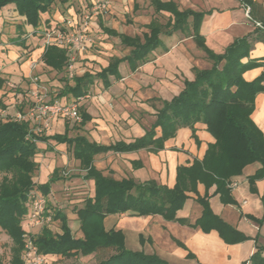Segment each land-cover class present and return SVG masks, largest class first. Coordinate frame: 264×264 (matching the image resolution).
I'll use <instances>...</instances> for the list:
<instances>
[{
  "label": "trees",
  "instance_id": "16d2710c",
  "mask_svg": "<svg viewBox=\"0 0 264 264\" xmlns=\"http://www.w3.org/2000/svg\"><path fill=\"white\" fill-rule=\"evenodd\" d=\"M58 1L66 3L69 0H0V9L14 3L19 14L26 17L27 23L34 29H40L42 16L49 13ZM240 1L243 6H251L253 3V0ZM152 3L156 11H168L171 15L165 23L157 18L153 19L147 25L149 32L143 37L120 33L101 23L105 32L119 36L122 43L132 49L123 58H112L109 65L98 72L86 70L83 74H76L69 79L66 73V49L58 45L47 46L43 53L44 63L64 74V85L57 96L68 101L70 98L76 100L85 96L89 94L96 78L106 86L110 85V77H121L120 62L126 59L131 69H136L139 63L145 62L149 53L161 44L162 32L171 34L181 30L190 33L212 61V65L208 68L194 66L195 78L186 79L183 89L171 100H163L162 107L157 109L156 121L150 129L130 143L103 145L89 141L83 135L72 138L66 133H37L33 131L29 120L0 117V174H3L0 183V227L13 240L11 264L24 262L23 220L28 214L31 190L40 189L49 194L50 183L53 181V177L43 184L34 181V175L39 169V163L36 161V155L40 151L38 142L48 143L49 139H54L67 143L73 155L80 160L81 167L86 170V177L94 180L95 195L86 198L84 207L78 210L83 237H76L68 224L66 214L56 210L52 212L53 220L61 221L62 233L53 232L46 225L41 232L32 235L33 242L44 256L55 254L66 258H79L90 254L97 256L103 250H113V254L102 258L97 264H169L156 254L127 249L122 231L105 229L103 221L106 215L125 212L138 215L158 213L175 219L176 212L188 197L186 192L194 189L198 181L216 184L222 200L227 203L233 201L230 196L231 178L240 175L247 164L255 161L262 163V168L257 174L249 178L252 189L256 179L264 176V133L251 117L255 98L259 92L264 91V71L251 81L244 78L248 69L264 65V61L259 59L249 58L245 61L259 37L238 38L223 53H216L206 45L199 32L204 13L193 9L180 10L173 0H152ZM45 22L47 24L43 25L44 29L49 27L50 20L46 19ZM262 23L263 27L256 26V29L264 33V21ZM6 107L7 104L1 97L0 108ZM24 108L25 106L21 105L19 110L24 111ZM80 113L82 121L88 118L81 110ZM198 122L206 124L215 142L209 143L201 160L196 159L190 166L178 167L177 181L173 187L158 185L153 181L136 182L131 178L117 180L112 176H105L93 166L94 156L108 150L124 151L142 147L161 149L165 141L175 136L181 127H190L193 137L199 141L196 133ZM199 200L204 206V212L197 223L204 230L217 228L231 243L246 238L214 214L206 198L200 197ZM262 200L264 203V194ZM258 221L264 223V216ZM250 260L251 264H264L260 250H257Z\"/></svg>",
  "mask_w": 264,
  "mask_h": 264
},
{
  "label": "crops",
  "instance_id": "0c3cea01",
  "mask_svg": "<svg viewBox=\"0 0 264 264\" xmlns=\"http://www.w3.org/2000/svg\"><path fill=\"white\" fill-rule=\"evenodd\" d=\"M173 1L177 3L180 10L208 11L214 9L211 14L204 16L199 27V32L204 37L206 45L214 52L223 53L238 38L257 36L259 39L254 42L250 56L245 58V61L249 58L264 61V33L256 29V23L264 21V0H253L252 5H249L251 8L250 18L247 16L246 9L240 0ZM151 4L154 7L152 0ZM154 10L157 13L167 14L168 18L171 15L168 11L158 12L155 7ZM46 14L48 15V13ZM155 18L157 17L144 24L147 30L135 35L127 34L111 26L107 27L127 35L143 37L145 33L149 32L147 25ZM97 23H95L96 26L101 27L102 24L106 26L102 20L98 23L99 25ZM94 27L95 25L91 28L92 35H95L92 30ZM32 29L34 27L27 23L25 16L19 14L14 3L0 9V49L4 56L3 61L0 62V98L2 97L7 104L6 109L9 108L7 98L10 95L13 96V99L20 97L22 91L19 87L27 86L31 61H39L37 72L43 66L56 71L44 63L43 53L45 48L40 42L42 39L38 35L29 36L28 34ZM101 29L103 30L102 27ZM103 32L111 37H119L104 30ZM164 37H167V40ZM160 38L161 44L153 49L147 60L139 63L136 69H131L130 63L124 59L119 64L120 78L110 77L111 82L108 86L98 78L92 84L93 86L97 83L96 80L102 84L105 91L101 95L103 104L99 105L95 102L89 107L87 105L86 109L83 108L81 112L82 114L85 113L88 118L84 121L81 120L79 126L84 127L91 121H101L103 128L99 132L111 136L115 135V138L112 139L111 137V139L108 138V141H104L97 138L90 139L82 133L71 135L72 130L68 123L63 124L62 131H56L48 135L66 133L72 138L83 135L89 141L103 145L117 142L130 143L145 135L146 131L156 121L159 107L156 103L132 102L131 97L147 101H169L180 93L186 79L193 80L195 78L194 66L208 68L196 62L193 53H198L201 48L190 33H184L181 30L171 34L162 32ZM123 45L129 48V52L123 56H111L106 66L109 65L112 58H123L130 53L132 47ZM122 65L129 69L130 75H125L122 72ZM262 71H264V65L248 69L244 73V78L251 81L259 76ZM177 73H179L181 79L178 78ZM142 81L149 86L142 88L140 84ZM62 88L63 86L60 89ZM112 102H114V108L107 105ZM141 107L147 114L150 113L149 116L152 121L149 126L144 124L146 123L145 119L135 115V109ZM100 112H102L105 120L101 118ZM9 113H13V111ZM251 117L264 133V91L257 94ZM58 120L59 117L52 120L54 128L57 129L64 123ZM196 129L199 141L193 137L190 127H181L175 136L165 141L161 149L154 150L151 147H142L124 151L108 150L94 156L93 166L105 176H112L117 180L131 178L136 182L153 181L158 185L173 187L177 181L178 167L181 165L190 166L196 159L201 160L209 143L215 142V138L207 130L205 123L198 122ZM51 142L55 146H51ZM38 146L41 152H46L45 154L50 155L48 157H53V159L50 160L49 158V162H47L49 165L41 169V179L37 183H46L53 177V181L50 183V191L54 187L56 189L62 188L64 179L60 174L57 161H62L64 157L61 155L57 158L55 149H65L67 151L70 148L67 143L57 142L54 139H49L48 143L38 142ZM70 151L73 159L78 161L81 166L80 160L73 155L71 149ZM101 159L102 161H100ZM261 168L262 163L255 161L247 164L240 175L231 178L232 191L230 196L233 199L231 202L226 203L222 200L216 184L198 181L194 189L186 192L188 197L184 205L176 212L175 219L166 218L158 213L147 215H138L131 212L111 213L105 216L103 225L106 230L116 229L122 231L127 249L156 254L169 264H251V256L257 250H260V254L264 258V223L258 221L264 216V203L262 200L264 176L256 179L254 189L251 188L249 181V178L256 175ZM82 178L92 182V193L86 198L93 197L95 195L94 180L86 177V170ZM39 191L41 190L39 189ZM200 197L206 198L214 214L221 217L232 228L244 234L246 238L231 243L223 237L217 228L204 230L197 223L204 212V206L199 200ZM86 198L83 205L73 207L72 213L76 215L74 220H71L72 218L67 210L64 211V209L57 207L53 210L50 209L52 212L60 210L66 214L68 224L76 237L84 236L78 210L84 207ZM54 222L56 231H53L50 226L48 227L53 232L62 233L61 221L54 219ZM42 228L41 226L36 227L35 234L41 232ZM95 257V254H90L75 258V261L79 264H95L93 262ZM65 258L61 255L48 254L45 255V264H64Z\"/></svg>",
  "mask_w": 264,
  "mask_h": 264
},
{
  "label": "rangeland",
  "instance_id": "374dc122",
  "mask_svg": "<svg viewBox=\"0 0 264 264\" xmlns=\"http://www.w3.org/2000/svg\"><path fill=\"white\" fill-rule=\"evenodd\" d=\"M93 0H69L67 5L63 2H57L53 9L47 14L42 16V27L40 29H32L30 33L40 30H44V26L47 22H45L46 19L50 20L49 27L55 26V25H61L62 19L67 17L71 14V12L75 10H88L90 12V8L92 6ZM110 5L108 8V11L104 14L96 15L94 14L92 16V22L95 27L92 29L95 35L93 36V45L84 52L83 55H79L78 57V69L79 72H85L86 70H91L93 72L99 71L101 68L107 65L108 61L110 60L111 56L118 55L123 56L129 52V48L124 46L119 37H111L103 32L100 26H96V22H100L102 20L106 26H111L116 28L119 31L126 32L127 34L135 35L138 33H141L142 31L147 30L146 27H144V24L148 23L152 18L157 17L160 21L165 22L168 18L167 14L164 13H157L154 10V7L151 4V0H128L125 2V0H109ZM241 2V1H240ZM81 8V9H79ZM88 8V9H87ZM214 10V9H213ZM213 10L208 11H197L204 13V16L207 14H211ZM96 22H95V21ZM97 23V24H98ZM99 25V24H98ZM47 28V27H46ZM36 33V32H35ZM92 33V31H91ZM179 34V33H178ZM36 36V34H33ZM181 37V35H179ZM40 39H42L40 42H42V46L44 41L43 37L38 35ZM167 40V37H164ZM40 45V44H38ZM195 55L196 62L200 64L201 66H207L210 67L212 65V61L207 57L205 51L201 49L198 53H193ZM4 59V56L2 55V50L0 49V62H2ZM39 68V67H38ZM121 70L125 75H130V71L128 68L121 66ZM40 76V86H43L44 88H41L40 92L43 95V99L46 101H49L53 98H56L57 94L60 91L61 86L64 85V81L62 77L64 76L63 73H58L53 70H49L47 67L43 66V68L37 72ZM177 76L179 79L180 75L177 73ZM97 83H95L91 87V91L89 94L85 97H83L79 101L80 110L83 108L86 109V106L88 107L93 103L97 102L99 105L103 104L102 101V94L105 92L102 84L96 80ZM142 88H147L149 85L142 81L140 82ZM33 87L32 82L27 80V86L26 87H19V89L22 91L20 97H15L13 99V96L10 95L7 98L8 107L7 109H1L0 108V117L6 119L9 117H14L15 112L19 110L21 105H24V111L27 110L29 106H31L34 103V98L31 94V89ZM16 88V87H15ZM142 90V89H141ZM144 92V91H143ZM62 100H65V98H62ZM72 100V99H70ZM94 102H93V101ZM132 102H141L143 104H150V103H156L157 106L160 108L162 107V102L160 100H144V99H135L131 97ZM110 108H114V102L107 104ZM13 113H9V112ZM100 111V109H99ZM136 114L141 119H145L144 123L145 125L149 126L152 118L149 116L150 113L147 114V112L141 107L140 109H135ZM101 118L105 120L102 112H100ZM99 118V117H98ZM58 121H63L60 128H54L52 120L50 123V127L45 129L42 133L51 134L56 131H62L63 130V124L68 123L71 127V135H76L77 133L86 134L90 139H100L104 141H108L111 137L112 139L115 138V135H108V134H102L99 132L103 127L101 121H91L88 122L84 127L79 126L80 121H75L72 119H67L63 117H59ZM51 146H55L53 142L50 143ZM65 148V147H64ZM56 150V157H61V155L64 157L61 160H58L57 164H59L60 167V174L63 176L64 181L62 182V188L56 189V187L52 188L48 195V206L50 209L53 210V208H61L68 211V213L71 216V220H74L76 218L75 213H72L73 207L81 206L84 203V199L92 193V182L90 180H85L82 178V175L85 173V170L80 166V163L78 161H75L73 159V156L71 154L70 149H55ZM46 152L39 151L36 155V161L39 163V169L36 171L34 175V181H39L41 179V172L43 168L47 167L49 164V158L50 160L53 159V157H48L50 155H46ZM54 155V156H55ZM102 161V159L100 160ZM3 179V174H0V183ZM52 212V211H51ZM23 226L26 227V221L27 216L23 220ZM55 222L52 220L47 226H50L53 231H56L55 229ZM40 227V226H36ZM34 227L31 229V234H35L36 230ZM12 246H13V240L12 238L0 227V261L2 264H11V256H12ZM113 254V250H103L98 253V255L94 258L95 261H93L95 264L98 263L102 258H105L109 255ZM75 258H65L64 264H73L77 261H75ZM46 263V260L43 264Z\"/></svg>",
  "mask_w": 264,
  "mask_h": 264
},
{
  "label": "built area",
  "instance_id": "2783aa9c",
  "mask_svg": "<svg viewBox=\"0 0 264 264\" xmlns=\"http://www.w3.org/2000/svg\"><path fill=\"white\" fill-rule=\"evenodd\" d=\"M90 12L88 10H75L70 15L62 19L61 25H55L29 33L43 37V45L46 48L49 45H58L67 51L68 64L67 76L72 79L76 74L80 73L78 69V57L87 51L93 45V36L91 28L93 26L92 16L100 15L108 11L109 0H93ZM246 14L250 18V6H244ZM81 9V8H79ZM88 9V8H87ZM257 26L263 27L262 22H257ZM36 32V33H35ZM45 50V49H44ZM26 53V52H25ZM39 61L33 60L30 64L29 80L33 87L31 94L34 98V103L25 111L17 110L14 118L17 120H29L32 124L33 131L42 133L50 127L51 120L57 117L81 121L79 101L87 96H82L78 99L62 100L58 96L49 101L43 99L41 94L40 76L37 73ZM41 87V88H40ZM53 220V213L48 208V194L42 191L33 189L30 192V206L27 214L25 230V246L22 253L23 264H43L45 256L41 254L33 242L31 229L36 226H46Z\"/></svg>",
  "mask_w": 264,
  "mask_h": 264
}]
</instances>
